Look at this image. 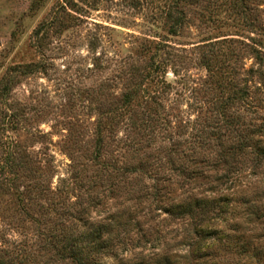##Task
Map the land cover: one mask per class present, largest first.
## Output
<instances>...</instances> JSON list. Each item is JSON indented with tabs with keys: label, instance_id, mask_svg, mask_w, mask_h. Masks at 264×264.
<instances>
[{
	"label": "rangeland",
	"instance_id": "rangeland-1",
	"mask_svg": "<svg viewBox=\"0 0 264 264\" xmlns=\"http://www.w3.org/2000/svg\"><path fill=\"white\" fill-rule=\"evenodd\" d=\"M257 52L264 0H0V163L20 165L0 186V264H77L63 233L98 228L118 264H264V164L202 160L264 128ZM197 199L216 219L175 211Z\"/></svg>",
	"mask_w": 264,
	"mask_h": 264
},
{
	"label": "trees",
	"instance_id": "trees-1",
	"mask_svg": "<svg viewBox=\"0 0 264 264\" xmlns=\"http://www.w3.org/2000/svg\"><path fill=\"white\" fill-rule=\"evenodd\" d=\"M255 59L257 61V63L259 64L257 69L251 68V74H257L260 76H264V55H262L260 52H257V54H255ZM263 84V82H259L258 88L261 87V85ZM248 85L242 86L239 89V95L242 99H248L249 101H251L250 104L254 103V98H257V96H253L250 94V87H247ZM12 91V87L10 86L9 83H6L3 88H2V95L7 96L8 94H10ZM135 93H127L126 94V99L127 102L131 101V97L132 95ZM6 109H9L6 106ZM8 115V114H7ZM19 114L11 112V114H9V121L10 123H13L14 126L18 125V121L17 119L19 118L18 116ZM264 128L261 126L257 132H255V134H240L238 136V141L236 142V144L234 146H232L228 152H222L221 154H218L219 156L217 157V159H215L211 154H208V156L205 158H203L202 160L205 163H211V165L213 166V168L215 170H217V166L218 165H222L224 163V165H230V168H232V170H236L237 166L236 163H239L238 160V155L239 154H243L247 157V155L251 154L253 155V157H251L252 161H255V164L257 166L264 164ZM259 134V135H258ZM256 135V136H255ZM258 135V136H257ZM101 141L102 138L101 136L98 139V143H97V148L95 149L98 152H101ZM234 161V162H233ZM222 162V163H221ZM192 163V158H187L182 165L178 164V167H174L176 168V170H180L181 173H185L186 171L189 170V165ZM244 163V162H243ZM242 163V164H243ZM180 165V166H179ZM105 166V165H104ZM106 167V166H105ZM19 169H20V165L18 162V157L17 155H15V153H10L4 160L3 163H0V186L2 185H6L5 183L7 182L8 184H15V182H17L20 179V175H19ZM230 170V171H232ZM136 170H132V168H126L125 172L128 173V175L130 173L135 172ZM223 178V177H222ZM221 179V178H220ZM69 187V185L66 186V188ZM118 185L117 184H113L112 187H109L107 190L108 191H112L114 192L116 189H118ZM131 189V188H130ZM163 190V189H162ZM162 190L158 187L157 188V195H163ZM131 190H127L125 192V194L130 193ZM99 193H97L96 196ZM210 204H213V202L209 201V200H205V199H197L194 203H188L187 205H178L175 206V211L178 212L179 214H186V213H193V208L194 206L196 208H198L199 210H203L201 212L202 214V218L201 221L203 220H209L211 218H205V216L207 215L206 210H209V208L211 207ZM226 206V204H225ZM224 207V206H221ZM225 210V209H224ZM223 208L219 209V215H221V213H223ZM227 210V208H226ZM225 210V211H226ZM83 213H85L86 209L82 210ZM85 219V218H83ZM213 220L216 219V217L212 218ZM211 219V221H212ZM84 221L88 222V219H85ZM210 221V220H209ZM215 224V223H213ZM99 230V231H98ZM201 233H203V235L206 237L208 236L209 242L206 244V248H209L210 246H208V244L213 245V238L216 235L217 238H221L219 231L220 229H218L217 227H208L205 226L204 228L200 229ZM53 235V233H52ZM103 230H101L100 228L95 229L93 231H85V232H76V230H69V231H65L63 233V239L61 240L62 242V247H61V253H59V259L61 260H67L68 258H72L73 261L77 264H108L107 261L105 260L106 257L108 255L113 254V256H115V258H117L119 256V248L121 246L118 247V243H120V241L117 239V242L112 241L113 237L110 238V233L107 234V236H103ZM210 237V238H209ZM212 239V240H211ZM206 240L203 239V241ZM198 249H202V246L199 244L198 245ZM197 249V250H198ZM243 252H248V249L246 248V250H243ZM119 258V257H118ZM116 260L115 264H118L119 261H121V258H119ZM166 261V259H165ZM112 263V264H114ZM166 264V262H164ZM163 263V264H164ZM125 264H156V260L154 261V257H150V256H146V255H138L135 258H131L129 260H127V262ZM168 264H173L170 261L168 262ZM202 264H209L208 262H204ZM210 264H213L212 262H210Z\"/></svg>",
	"mask_w": 264,
	"mask_h": 264
}]
</instances>
